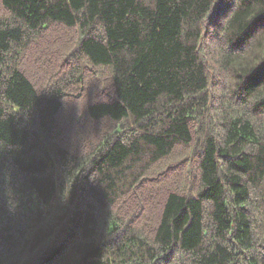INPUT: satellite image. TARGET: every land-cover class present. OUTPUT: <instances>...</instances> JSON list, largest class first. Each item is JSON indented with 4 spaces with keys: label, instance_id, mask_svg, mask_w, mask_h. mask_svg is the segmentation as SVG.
Segmentation results:
<instances>
[{
    "label": "trees",
    "instance_id": "16d2710c",
    "mask_svg": "<svg viewBox=\"0 0 264 264\" xmlns=\"http://www.w3.org/2000/svg\"><path fill=\"white\" fill-rule=\"evenodd\" d=\"M0 264H264V0H0Z\"/></svg>",
    "mask_w": 264,
    "mask_h": 264
}]
</instances>
